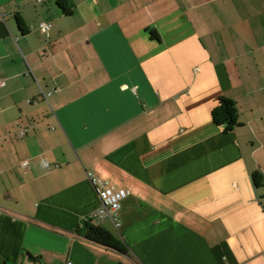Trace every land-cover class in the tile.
<instances>
[{
  "label": "crops",
  "instance_id": "crops-1",
  "mask_svg": "<svg viewBox=\"0 0 264 264\" xmlns=\"http://www.w3.org/2000/svg\"><path fill=\"white\" fill-rule=\"evenodd\" d=\"M0 81V264H264V0H0Z\"/></svg>",
  "mask_w": 264,
  "mask_h": 264
},
{
  "label": "trees",
  "instance_id": "trees-1",
  "mask_svg": "<svg viewBox=\"0 0 264 264\" xmlns=\"http://www.w3.org/2000/svg\"><path fill=\"white\" fill-rule=\"evenodd\" d=\"M59 6L66 15L71 14V9L66 1L59 3ZM16 20L21 31L24 32L25 29L23 28V20L19 13L16 14ZM239 116L240 114L237 104L233 100L226 97H221L219 99L218 105L213 110L214 123L218 126H224L226 131H233L240 125ZM253 183L256 188L261 187L264 183L263 176L260 173H255L253 176ZM87 231L88 239L121 253H126L123 244L114 234L105 230L102 225L88 223Z\"/></svg>",
  "mask_w": 264,
  "mask_h": 264
},
{
  "label": "built area",
  "instance_id": "built-area-1",
  "mask_svg": "<svg viewBox=\"0 0 264 264\" xmlns=\"http://www.w3.org/2000/svg\"><path fill=\"white\" fill-rule=\"evenodd\" d=\"M51 28L52 24L49 22L42 23L41 25V30L44 33H48ZM4 84L5 83L3 81H0V87ZM54 91L55 89L49 93L43 92L44 98L48 101ZM24 134L25 132L22 131L20 136L23 137ZM28 165L29 161H24L22 163V168L24 169L25 173ZM91 180L102 204V207L93 213L91 219L95 225H102L105 220H110L112 223H114L115 227L118 228V213L121 210L124 200H126L131 195L130 191L125 189H117L108 181L97 176L92 175Z\"/></svg>",
  "mask_w": 264,
  "mask_h": 264
}]
</instances>
